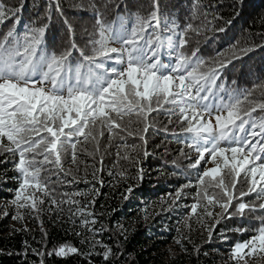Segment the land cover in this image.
I'll use <instances>...</instances> for the list:
<instances>
[{
	"label": "snow or ice",
	"instance_id": "snow-or-ice-1",
	"mask_svg": "<svg viewBox=\"0 0 264 264\" xmlns=\"http://www.w3.org/2000/svg\"><path fill=\"white\" fill-rule=\"evenodd\" d=\"M51 2L63 15L60 0ZM151 6L147 15L136 12L128 20L118 15L108 23L105 13L111 4L104 0L74 3V9L94 13L93 33L80 47L65 18L67 47L49 52L45 46L48 24L33 25L20 34L17 13L23 6L5 8L0 2V26L13 20L12 27L0 36V154L18 157L14 163L18 187L9 202L16 210L12 220H22L25 214L39 219L45 210L62 212L68 205L70 224L76 225L79 217L85 229L73 231L81 238L80 243L92 249L102 245L95 237L96 229L90 227L96 223L89 211L95 201L82 203L77 197L83 193L60 190L77 182L72 169L64 168V159L70 155L78 172L80 151L87 152V145L92 143L99 152L105 132L110 141L120 132L147 133L151 114L164 113L169 124H178L181 133L190 135L186 147L196 153L193 159L181 149L180 155L190 161L188 167L197 170L196 181L178 189L173 203L185 195V189L195 187L196 202L190 206L189 220L195 217L203 222L210 218L213 228L226 219L259 221L258 225L232 230L252 235L233 245L229 259L236 264H248L249 259L264 261V83L240 91L218 84L221 72L232 59L264 45L242 48L239 54L233 52L231 58L207 66L197 56L198 49L191 55L182 51L189 42L187 33L199 34L201 28L188 24L179 44H174L171 35H163L171 29L167 24L161 26L160 0H151ZM193 8L194 17L199 14L207 21L208 14L200 13L198 3ZM115 44L119 47L112 46ZM165 47L177 53L174 62H163L161 49ZM126 123H142L143 128L132 132ZM140 139L146 143L145 135ZM148 155L145 150L144 156ZM208 162L214 166L199 171ZM119 174L124 176V172ZM3 215L9 212L5 210ZM187 227L190 229L191 224ZM86 233L92 234L91 239ZM25 246L29 247L27 242ZM102 246L100 254L108 261L115 253L107 245ZM33 252L40 257L87 258L92 254L70 242L50 251Z\"/></svg>",
	"mask_w": 264,
	"mask_h": 264
},
{
	"label": "trees",
	"instance_id": "trees-1",
	"mask_svg": "<svg viewBox=\"0 0 264 264\" xmlns=\"http://www.w3.org/2000/svg\"><path fill=\"white\" fill-rule=\"evenodd\" d=\"M0 2L5 8L23 6L17 13L20 34L33 25L48 24L45 46L49 52H59L67 47L65 18L72 25L74 39L82 48L89 39L88 34L94 31V13L72 7L74 3L86 4L88 0H60L63 15L55 11L51 0ZM104 2L112 5L105 13L108 23H113L118 15L128 20L136 12L147 15L152 10L151 0ZM196 3L200 6V13L208 14L207 21L211 23H207L202 15L193 16ZM160 11L161 26L167 24L171 29L163 35L165 38L171 35L174 44H179V37L188 24L201 28L199 34L187 33L189 42L182 51L191 55L194 49H198L197 56L207 66H213L218 59L231 58L233 52L239 54L242 48L264 45V0H160ZM12 25L13 20H7L0 26V36ZM220 28L225 30L219 31ZM112 46L119 47L118 44ZM161 52L163 62H174L176 52L167 47ZM256 83H264V47H256L247 55L232 59L218 80V84L226 89L237 91L251 88ZM256 95L259 97V92ZM149 122L151 127L147 133L129 135L120 132L110 141L105 132L100 138L99 152L95 151L94 144L89 143L88 151L79 153L78 172L70 155L64 159V168L72 169L77 182L64 185L60 190L83 193L77 197L82 203L95 201L89 211L94 214L90 219L94 218L96 223L90 227L96 229V239L115 253L108 261L100 254L104 251L102 245L92 249L88 244H81V238L73 234V231L85 232V229L80 225L79 217L76 225L70 224L68 205L63 206L62 212L45 210L39 219L25 214L22 220H12L16 210L9 202L18 187V174L14 170L18 157L13 159L11 153L0 154V264H40L41 260L44 264H233L234 260L229 259L233 245L248 239L252 232L241 235L232 230L242 225H258L259 221L226 219L213 228L214 221L210 218L203 222L195 217L189 220L190 206L196 202V188L185 189L181 199L175 203L173 200L175 192L184 184L196 181L197 170L190 169V161L180 155L184 149L195 158L196 153L186 147L190 135L181 133L178 124H169L164 113H152ZM125 126L132 132L143 128L142 123H126ZM140 135L146 136V143ZM3 142L7 143L6 140ZM145 150L149 153L147 157L144 156ZM125 156L129 158L124 159ZM206 165H202L199 171L208 167ZM121 172L124 176L119 174ZM5 210L9 215H3ZM188 224H191L190 229ZM209 231L212 232L211 238ZM86 234L91 239L92 234ZM25 242L29 246L27 249ZM65 242L92 254L87 258L80 255L40 257L33 252V249L50 251ZM255 264H264V261L255 259Z\"/></svg>",
	"mask_w": 264,
	"mask_h": 264
},
{
	"label": "rangeland",
	"instance_id": "rangeland-1",
	"mask_svg": "<svg viewBox=\"0 0 264 264\" xmlns=\"http://www.w3.org/2000/svg\"><path fill=\"white\" fill-rule=\"evenodd\" d=\"M206 166H208V168H211L214 165L211 162H208ZM233 264H236V262L234 261ZM248 264H255V259H249Z\"/></svg>",
	"mask_w": 264,
	"mask_h": 264
}]
</instances>
